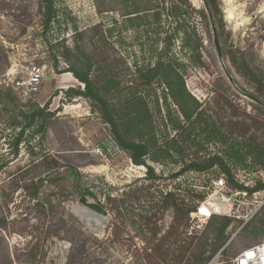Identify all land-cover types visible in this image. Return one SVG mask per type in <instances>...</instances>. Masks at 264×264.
I'll use <instances>...</instances> for the list:
<instances>
[{"label": "rangeland", "instance_id": "obj_1", "mask_svg": "<svg viewBox=\"0 0 264 264\" xmlns=\"http://www.w3.org/2000/svg\"><path fill=\"white\" fill-rule=\"evenodd\" d=\"M217 3L214 31L205 0H53L46 31L42 0H0V220L12 255L39 243L41 264H67L72 246L84 245L86 264H193L197 245L212 242L210 221L225 216L206 219L187 209L226 178L217 167L175 175L186 163L219 155L236 183H264V91L243 74L249 68L264 76V0ZM84 61L96 86L108 83L105 99L126 136L152 141L147 163L157 179L117 146L93 101L66 97V72L84 73ZM159 65L162 74L145 86ZM31 66L45 68L36 95L25 86ZM175 74L201 104L190 122L168 96ZM76 81L74 89L84 91ZM257 93L259 101L250 97ZM46 104L53 113L46 132L28 128L15 154L25 114ZM135 116L126 131L124 121ZM52 160L58 168H48ZM82 197L107 217L83 208ZM80 210L97 225L88 226ZM248 211L230 218L228 242L235 237L223 264L264 242V204L246 222Z\"/></svg>", "mask_w": 264, "mask_h": 264}, {"label": "trees", "instance_id": "obj_2", "mask_svg": "<svg viewBox=\"0 0 264 264\" xmlns=\"http://www.w3.org/2000/svg\"><path fill=\"white\" fill-rule=\"evenodd\" d=\"M42 2L44 4L43 26L47 31L54 20V5L53 0H42ZM205 2L212 16L214 24H218L219 7L217 0H205ZM83 63L85 66H88L84 73L74 67L66 73L72 74L75 79L84 84L85 90L80 91L78 89L70 88L65 92L66 97L69 99L88 98L93 101L95 105L98 106L99 112L105 123L110 126L112 137L117 146L129 154V158L134 165L146 167L148 169V176L152 179H157L156 175L154 174V170L147 163V159L151 156V150L153 146L152 141L147 140L144 142L143 140L140 141L138 139H130L128 136H126L121 128V125L118 123L116 117L114 116L110 105L105 99V93L109 90L108 83L103 86H96L89 78L92 68L91 64H89L90 62L84 61ZM233 63L235 65L237 64L236 61H233ZM53 68L56 71L58 68L57 64H55ZM148 74L150 77L146 79L144 83L145 86H150L152 80L162 74V72H160V65L152 69ZM243 74L251 83H253L257 87L258 92L264 91V76L261 75V73L260 76L255 72V69L248 68L247 71H243ZM166 86L169 98L171 99L173 104L177 106L184 120L190 122L200 110L201 104L187 91L185 82L179 74H175L170 77L167 81ZM250 97L256 101H259L262 95H260V93L250 94ZM47 108L48 104H46L44 107L34 105L33 109L29 113L25 114L24 117L27 119L28 124L26 127L21 129L20 133L16 137L17 139L15 142V154H18V147L20 146V143L23 140L24 133L28 128L30 129L33 127H37V131L34 132V134L36 135L44 134L46 132L48 123L50 122V118L53 117V113H49ZM136 116L134 118L131 117L130 119L127 118L124 121L125 124L123 126L126 131L129 129L130 124H132V122L136 119ZM51 163L52 164H50L48 168L59 167L57 161L52 160ZM215 167L219 168L221 173L225 176L227 182H229L235 190L249 191L250 193H253L255 191L264 189L263 184L258 185L253 189H248L243 185L236 183L230 167L219 155L209 157L204 161H192L190 163H186V165L175 175V178L186 172L204 173ZM200 200L203 201V198H200ZM196 208L189 207L187 211L188 213H192L196 211ZM5 225L6 224L0 220V264H41L42 262L39 258H41L43 248L39 245V243L31 246L28 251L18 253L17 256L12 255L9 249V244L1 235L2 231H5ZM231 226L232 219L228 217H214L210 221L207 229L208 231L206 232L212 237V242L209 243L208 241H206L201 242L199 245H197V252L194 254L195 258L193 260V264H207L216 254L221 252L225 248V245L229 240L228 231L231 229ZM228 247H226V249L222 252L223 256L227 252ZM84 251V245L80 249L73 245L67 264H86L82 262L81 258L79 257L83 254ZM235 256L236 255H234L232 258H234Z\"/></svg>", "mask_w": 264, "mask_h": 264}, {"label": "built area", "instance_id": "obj_3", "mask_svg": "<svg viewBox=\"0 0 264 264\" xmlns=\"http://www.w3.org/2000/svg\"><path fill=\"white\" fill-rule=\"evenodd\" d=\"M27 80L25 83L27 93L36 95L40 92L42 85L46 80L45 68L39 66H31L28 68ZM97 153H101L98 149ZM264 184V183H263ZM253 197V199H252ZM207 204L213 212V216L220 215L228 218H241L238 214L242 207L249 209L247 217H245L246 222L253 218L257 211L264 204V189L261 191H256L249 193L247 191L232 190L226 179L221 178L214 182L213 190L211 191L208 198L203 201L195 213L206 219H210L213 216L207 214L202 210V206ZM238 207V208H237ZM251 207H254L252 211ZM238 213V214H237ZM234 237L228 242L227 247L231 244ZM226 247L217 254V256L209 264H223L221 259L223 258L222 252ZM229 264H264V242L245 248L240 253H238L234 258H231Z\"/></svg>", "mask_w": 264, "mask_h": 264}, {"label": "water", "instance_id": "obj_4", "mask_svg": "<svg viewBox=\"0 0 264 264\" xmlns=\"http://www.w3.org/2000/svg\"><path fill=\"white\" fill-rule=\"evenodd\" d=\"M206 9H207V12H208V15H209V18H210L211 24H212V26H213V29H214V31H215L214 22H213L212 16H211V14H210V12H209V9H208L207 5H206ZM215 41H216V45H217L218 50H220V49H219V44H218V42H217V37H216V35H215ZM219 59H220L221 67H222V70H223V72H224L225 77L228 79V81L230 82V84H231L233 87H236V85H235V83H234L232 77L230 76V74H229L228 71H227V68H226V66H225V64H224V62H223V60H222V56H221V54H220V56H219ZM80 203H81V205H82L83 208H85V209H87V210L93 212L94 214H96V215H98V216H100V217H107V215H108V213H107V212H106L101 206H99V205H97V204H95V203L90 202L86 197H82V198L80 199Z\"/></svg>", "mask_w": 264, "mask_h": 264}, {"label": "bare ground", "instance_id": "obj_5", "mask_svg": "<svg viewBox=\"0 0 264 264\" xmlns=\"http://www.w3.org/2000/svg\"><path fill=\"white\" fill-rule=\"evenodd\" d=\"M202 210L204 212H206L207 214H211L213 216V213H217L216 211L213 212L210 208H208V205L205 204L202 206ZM80 214V216L82 217L83 221L90 227H94L97 225V223L95 221H97L96 216H94L91 213H88L86 211L80 210V211H76Z\"/></svg>", "mask_w": 264, "mask_h": 264}, {"label": "crops", "instance_id": "obj_6", "mask_svg": "<svg viewBox=\"0 0 264 264\" xmlns=\"http://www.w3.org/2000/svg\"><path fill=\"white\" fill-rule=\"evenodd\" d=\"M66 77H64L63 81H65L66 83H68L67 88H74V84L77 82L76 79L71 75H65Z\"/></svg>", "mask_w": 264, "mask_h": 264}]
</instances>
